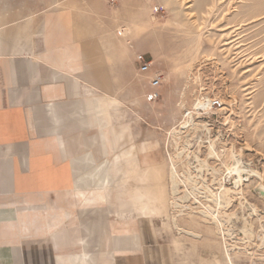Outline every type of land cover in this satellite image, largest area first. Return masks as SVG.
Segmentation results:
<instances>
[{
    "label": "crops",
    "instance_id": "0c3cea01",
    "mask_svg": "<svg viewBox=\"0 0 264 264\" xmlns=\"http://www.w3.org/2000/svg\"><path fill=\"white\" fill-rule=\"evenodd\" d=\"M53 1L0 6V264H178L120 193L125 151L143 172L157 160L124 103L123 46Z\"/></svg>",
    "mask_w": 264,
    "mask_h": 264
},
{
    "label": "rangeland",
    "instance_id": "374dc122",
    "mask_svg": "<svg viewBox=\"0 0 264 264\" xmlns=\"http://www.w3.org/2000/svg\"><path fill=\"white\" fill-rule=\"evenodd\" d=\"M26 1L0 0V6ZM35 1L48 3V0ZM61 1L53 3H59L58 6L75 3L77 7L81 4L98 15L103 29L101 35L123 46L125 106L140 107L142 118L149 121V136L155 138L152 144L157 160L149 173L143 172V161L140 168L129 162L130 150L122 154L123 165L128 170L120 179L123 199L131 209L145 211L148 217L157 219L163 240L171 246L178 264H227L216 226L202 220L198 210L213 203L199 199V195L195 200L193 195H189L187 202L185 198L182 202L179 200L189 192L191 183L182 178L187 163L182 161L184 156L177 157L173 135L192 110V100L208 95L214 98L212 103L218 101L220 106L201 107L194 118L195 122L206 124L209 131L198 127L182 133L188 141L187 150L191 151L190 168L195 174L193 167L199 162L197 154L208 185L219 190L217 180L225 175L233 151L245 168L262 176V180L252 176L243 181L242 195L235 194L228 209H223L230 218L225 215L223 218L229 219L225 227L232 234L226 237V242L235 248L231 251L233 263L264 264V241L261 240L264 193L258 190L259 182L264 183V0H183L182 4L170 0L168 5L166 0H68L62 4ZM187 10L192 17L185 15ZM129 49L152 62V70L162 75L159 96L154 102L145 99L150 74H137L138 61L137 66L131 65L126 55ZM209 140L214 142L218 157L208 154ZM173 163L177 181L184 180L178 183V196L175 195L178 199L171 192L169 178ZM212 168L217 170L215 181H212ZM232 184L228 176L225 185L233 187ZM174 198L192 208H185L179 216V208L172 204ZM186 214L188 217L193 214L189 219L194 220L187 219ZM172 219L184 231L197 235L179 233ZM244 219L249 221L247 228L251 234L244 233Z\"/></svg>",
    "mask_w": 264,
    "mask_h": 264
},
{
    "label": "bare ground",
    "instance_id": "6f19581e",
    "mask_svg": "<svg viewBox=\"0 0 264 264\" xmlns=\"http://www.w3.org/2000/svg\"><path fill=\"white\" fill-rule=\"evenodd\" d=\"M170 0H166V4L168 5V2ZM180 4H182L183 0H178ZM186 12V13H185ZM185 15L190 18L192 17L191 16V13L187 10L185 11ZM192 23L194 24V26L199 30L201 31V27H199V25L197 23H195V21ZM201 34H198V36H200ZM197 43V42H196ZM228 44V43H227ZM227 50V49H226ZM230 50V49H229ZM152 62H151V69L149 70V72L147 73H144V74H150L149 76L151 77L153 73H156V71L154 72L152 70ZM144 74H141V75H144ZM148 76V77H149ZM85 88V87H84ZM87 89V88H86ZM85 89V90H86ZM89 89V88H88ZM94 89V88H93ZM83 93V92H82ZM91 94V93H90ZM83 95V94H82ZM92 96V95H91ZM95 96V95H93ZM201 96V95H200ZM145 99L146 101H148L147 99V92L145 93ZM94 100V99H93ZM214 98H211L209 97L208 95H205L203 96L202 98L201 97H198L195 98L194 100H192V104H191V109L190 111L187 112V115L185 117V119L180 122V129L179 131H177V133L175 135H173V139H174V144H175V147L176 149L178 150V153H177V157L178 158H181L182 159V156H184L182 159V161H186V163L188 164H184V170H183V174H182V178H184L185 180H188L187 183H191V189H189V192L184 194V197H179V200L182 202L183 198H185V201L187 198H189V195H193L194 196V200L196 199V195H199L200 198H203V201H205L204 199H206L207 201L213 203V206H211L210 204H207V205H204V207L202 209H198L199 210V214H200V217L202 218V220H205V221H208L209 223H211L212 225L216 226L215 228H217V232L219 233L221 239H222V244H223V254L225 256V260H226V263L227 264H234L233 263V260H232V257H231V251H234V246L233 245H228L227 242H226V237L227 236H231V230L228 228V227H225L226 226V222L229 221V219L226 221L223 217L224 215L227 217V218H230V214L225 212L223 209L226 208V210L228 209V206L230 205V203L232 202L233 200V197L234 195L236 194H241L242 195V192H243V189L241 188V185L243 183L244 180H249L250 177L254 176V177H257L259 180H262V176L256 172L255 170H252V169H248V168H245L242 163H241V160L239 158V156L237 154H235L233 151H231L230 153V163L226 166V173L225 175L222 177V178H219V180L216 179V177L214 176V173H216V169L215 168H212V181H215L217 180L218 182V189L219 190H214L212 189L208 183H207V180L204 178L203 174H202V169H203V164L201 163L199 157L197 156V154H195V157L197 159L198 164L195 165L193 167L194 169V172L195 174H192V170L190 168V163H189V157H190V152H188L187 150V144H188V141H187V138H183L182 137V133L184 132H187V131H190V130H194L197 129L198 127H201V128H204L205 130L209 131V128L207 127L206 124L204 123H198L197 121L195 122V118H194V114H197L198 113V110L201 108V107H206V108H211V105L213 104ZM53 101V100H52ZM156 101V100H154ZM154 101H148V102H154ZM215 103V102H214ZM213 107V106H212ZM89 111V110H88ZM187 111V110H186ZM91 113V112H90ZM92 114V113H91ZM199 115V113L197 114ZM93 119V118H92ZM93 121V120H92ZM176 132V131H175ZM174 132V133H175ZM173 133V134H174ZM184 139V140H183ZM189 139V138H188ZM210 141V140H209ZM208 141V142H209ZM221 143V142H220ZM181 148V151L179 150ZM219 152V151H218ZM194 153V152H193ZM224 153V152H223ZM208 154L213 156V158L216 156L218 157V154L217 151L215 150L214 148V142L213 141H210L209 142V151H208ZM222 154V153H221ZM209 156V157H211ZM220 158V157H219ZM204 163V161H202ZM184 162H182L183 164ZM181 164V165H182ZM206 164V163H205ZM187 165V166H186ZM95 166V165H94ZM183 168V167H182ZM159 172V171H158ZM220 172V171H219ZM218 174V173H217ZM246 175V177L244 178V176ZM229 176V180H233V184L232 186L233 187H227L225 185V179ZM96 177V175H93L91 174V178L94 180ZM169 178H170V185H171V192L172 194L175 196L177 195L178 196V183H180L181 181L184 182V180L180 179V182L177 181V178H178V175H177V170H176V167H175V164L173 163L170 167V170H169ZM251 179V178H250ZM161 180V179H160ZM162 181V180H161ZM185 182V184H187ZM182 184V183H180ZM184 184V183H183ZM258 187H259V192L261 194L264 193V183L262 182H259L258 184ZM167 188V187H166ZM185 188V186H184ZM187 188V187H186ZM189 188V187H188ZM184 190V189H183ZM180 191V190H179ZM176 197V196H175ZM172 198V197H171ZM177 198V197H176ZM161 199V198H160ZM178 199V198H177ZM179 200H175L174 198V201H172V204L175 206V208H179V213L178 215L180 216V214L182 215V213L184 212V209H189V208H192L191 206H186L181 204L179 202ZM202 200V199H201ZM200 201V200H199ZM187 202V201H186ZM185 203V202H184ZM195 203V201H194ZM167 204V203H166ZM197 204H198V201H197ZM201 204V202L199 203V205ZM242 204V203H241ZM203 205V204H202ZM141 206H144V205H141ZM173 207V206H172ZM202 207V206H201ZM197 208V207H196ZM151 209V208H149ZM174 209V208H173ZM195 209V208H194ZM190 210V209H189ZM255 210V209H254ZM176 211V210H175ZM139 214L141 216H144V217H148V214L145 213V211H139ZM233 214V213H232ZM231 214V215H232ZM193 215V214H192ZM191 215L190 218H192L193 216ZM153 216V214H152ZM178 216V217H179ZM187 216V214H186ZM195 216V215H194ZM125 217V216H124ZM151 217V216H150ZM182 217V216H181ZM188 217V216H187ZM189 217L187 219H189ZM153 218V217H152ZM121 219V218H120ZM199 219V218H198ZM174 220V226L176 227V229L178 230V232H183L184 230L180 228V226L178 227L177 226V222H175V219H172ZM182 220V219H181ZM189 220H192V219H189ZM194 220V219H193ZM192 220V221H193ZM177 221V220H176ZM191 221V223H193ZM189 222V221H188ZM195 222V221H194ZM204 222V221H203ZM207 222V223H208ZM197 223V222H195ZM205 223V222H204ZM208 223V224H209ZM180 224V223H179ZM249 224V221H247L246 219H244V233L246 235L248 234H251V231H250V228H247V225ZM195 226V224H193ZM206 225V224H205ZM184 227V226H183ZM200 227V224L199 226ZM206 227V226H205ZM208 228V227H206ZM211 228V226H210ZM190 229V228H189ZM212 230V229H211ZM216 230V229H215ZM263 230V229H262ZM195 231V230H194ZM177 232V233H178ZM185 234H191V235H197L191 231H184ZM190 236V235H189ZM261 240L264 241V235L261 237ZM238 251V252H237ZM236 252L239 253V249L237 250Z\"/></svg>",
    "mask_w": 264,
    "mask_h": 264
},
{
    "label": "built area",
    "instance_id": "2783aa9c",
    "mask_svg": "<svg viewBox=\"0 0 264 264\" xmlns=\"http://www.w3.org/2000/svg\"><path fill=\"white\" fill-rule=\"evenodd\" d=\"M138 66H137V74H144L149 72L151 69V62L148 59H145L143 55L138 56ZM163 78L161 73L156 72L153 73L152 76L148 79V87L149 90L147 91V99L148 101L157 100L159 96V88L162 84ZM213 106H220V102L215 101L212 104Z\"/></svg>",
    "mask_w": 264,
    "mask_h": 264
}]
</instances>
